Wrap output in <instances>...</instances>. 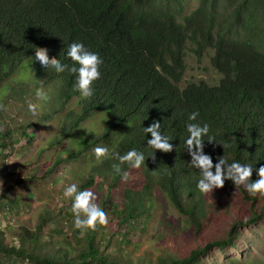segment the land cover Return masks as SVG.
I'll use <instances>...</instances> for the list:
<instances>
[{"label":"trees","instance_id":"1","mask_svg":"<svg viewBox=\"0 0 264 264\" xmlns=\"http://www.w3.org/2000/svg\"><path fill=\"white\" fill-rule=\"evenodd\" d=\"M72 42L103 61L90 98L77 90L75 74L35 60L34 47H41L50 59L71 65ZM188 44L198 58L214 51L210 62L221 75L216 86L179 87ZM41 85L46 99L36 96ZM0 104L7 109L0 111V217L6 221L0 222V264H202L212 249L236 247L244 228L264 221V197L230 180L201 193L199 170L190 166L185 147L187 124H208L203 150L213 164L222 156L252 164L251 180L258 179L256 170L264 166V0H200L189 14L182 0H0ZM192 112L199 113L195 121L188 119ZM89 121L101 128L76 147L74 133ZM153 121L173 146L155 152V162L151 136L142 131ZM41 135L36 156L7 171L5 159L29 150ZM96 147L120 155L135 149L145 155V166L125 163L130 179L123 182L112 168L119 161L97 159ZM61 164L69 166L65 176L55 173ZM16 172L22 175L12 179ZM58 176L62 186L49 189ZM73 183L94 192L106 226L84 235L74 227L72 201L63 196ZM34 191L48 195L37 210L27 195ZM55 193L63 204L57 211ZM165 202L179 216L174 226L161 214ZM227 264L264 263L248 257Z\"/></svg>","mask_w":264,"mask_h":264},{"label":"clouds","instance_id":"2","mask_svg":"<svg viewBox=\"0 0 264 264\" xmlns=\"http://www.w3.org/2000/svg\"><path fill=\"white\" fill-rule=\"evenodd\" d=\"M35 60L43 68L55 70L57 73L69 72L75 74L76 88L83 98H90L94 95L93 82L100 78V65L103 63L98 54L89 51L80 42H72L67 49V58L72 62L71 65L62 63L56 58H49L46 48L34 47ZM36 96L41 99H46V94L43 91V86L37 89ZM6 107L0 104V111H6ZM28 110L34 115L36 114L37 105L29 103ZM198 112H192L188 119L189 121L197 120ZM2 130V129H0ZM145 136L150 135L151 139L147 141V145L153 149L149 158L155 162V152L169 153L173 151V146L169 142V138L162 134L161 124L153 121L150 126L142 128ZM209 125L201 126L198 123H188L187 132L188 138L185 141V147L188 155L191 157L190 166L198 169L200 179L197 183L198 190L203 194L212 193L215 189H220L224 186L225 181H231L235 188L243 186L250 195L259 194L264 197V166L256 170L258 179L251 180L254 167L252 164H241L239 162L229 163L223 156L217 158L215 165L212 157L204 153V137L209 134ZM208 143L214 142V137H208ZM228 145H224L227 147ZM94 153L97 159L111 156L112 159L118 160L119 163L112 165L113 171L121 177L123 182L130 179V174L122 170V166L127 163L133 169H139L142 165L145 166V155L135 149L128 151L124 155L119 153L109 152L107 147H96ZM214 168V171H213ZM0 189H2V181H0ZM64 198L70 199L71 211L74 215V227L81 230V235H84L88 230L95 231L98 226H106L108 224L107 213L95 203L97 197L91 190L79 191L77 184L73 183L67 186L63 193ZM15 246L19 248L17 240ZM24 264H30V261L25 259Z\"/></svg>","mask_w":264,"mask_h":264},{"label":"rangeland","instance_id":"3","mask_svg":"<svg viewBox=\"0 0 264 264\" xmlns=\"http://www.w3.org/2000/svg\"><path fill=\"white\" fill-rule=\"evenodd\" d=\"M184 6V14H189L194 10L200 0H182ZM221 11V10H220ZM220 14H223L222 11ZM214 51L212 49H207L201 58H198L194 51L193 46L190 44L187 45L184 57V71L182 79L179 83V87L184 89L189 84H198L199 82H204L209 86H216L219 83L221 75L212 67L211 57L213 56ZM34 74L30 73L29 79H33ZM92 121L87 122L81 128L77 129L74 133V142L73 144L77 147L81 145L83 141L91 138L96 132L95 129H98V126L101 128V124L98 125L96 122L93 124ZM95 131V132H94ZM44 135L34 137L32 145L29 150H22L20 152L12 153L8 158L5 159V167L7 171H11L12 168L18 167L26 160L32 159L35 154V150L38 147L37 145L43 141ZM48 156L52 154L46 153ZM44 157L42 158V161ZM69 166L66 164H61L56 167L55 173L60 175L66 174V170ZM20 172H16L12 179L20 176ZM63 181L61 176H58L54 182H50L46 186L52 190H59L62 186ZM21 186L17 187L18 191H21ZM57 190V191H58ZM23 193L26 194V190H23ZM28 198L30 202V207L32 210H37L40 205H43L48 201L47 194H40L38 191L33 193H28ZM54 203L57 204L55 210L57 211L60 207L63 206L59 200L60 196L56 193L54 194ZM161 214L164 217V220L172 223L174 226L177 221H179V216L175 210L168 205L166 202L161 204ZM26 213L24 214V216ZM1 225L5 223V219L0 217ZM251 257L252 259L264 263V221L257 223L255 225L246 227L243 229V238L238 243L236 247H227L224 249L214 248L207 255L202 258V264H227L230 258H236L239 260L247 259ZM12 264H24V261H14ZM31 264V263H30Z\"/></svg>","mask_w":264,"mask_h":264}]
</instances>
